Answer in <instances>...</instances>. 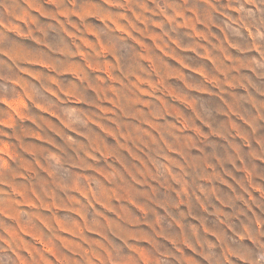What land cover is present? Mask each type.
<instances>
[{"label": "rangeland", "instance_id": "obj_1", "mask_svg": "<svg viewBox=\"0 0 264 264\" xmlns=\"http://www.w3.org/2000/svg\"><path fill=\"white\" fill-rule=\"evenodd\" d=\"M0 264H264V0H0Z\"/></svg>", "mask_w": 264, "mask_h": 264}]
</instances>
